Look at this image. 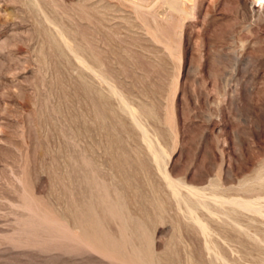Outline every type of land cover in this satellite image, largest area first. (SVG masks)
Returning a JSON list of instances; mask_svg holds the SVG:
<instances>
[{
    "label": "rangeland",
    "instance_id": "rangeland-1",
    "mask_svg": "<svg viewBox=\"0 0 264 264\" xmlns=\"http://www.w3.org/2000/svg\"><path fill=\"white\" fill-rule=\"evenodd\" d=\"M142 263L264 264V1L0 0V264Z\"/></svg>",
    "mask_w": 264,
    "mask_h": 264
},
{
    "label": "bare ground",
    "instance_id": "bare-ground-1",
    "mask_svg": "<svg viewBox=\"0 0 264 264\" xmlns=\"http://www.w3.org/2000/svg\"><path fill=\"white\" fill-rule=\"evenodd\" d=\"M264 0H255L256 3H258V5H260L261 2H263ZM126 232V231H125ZM204 234V233H203ZM74 236V235H73ZM103 253V252H102ZM112 258V257H111ZM130 263V262H129ZM143 264V263H142Z\"/></svg>",
    "mask_w": 264,
    "mask_h": 264
}]
</instances>
